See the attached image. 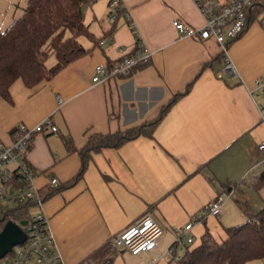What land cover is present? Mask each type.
<instances>
[{
  "label": "crops",
  "instance_id": "obj_1",
  "mask_svg": "<svg viewBox=\"0 0 264 264\" xmlns=\"http://www.w3.org/2000/svg\"><path fill=\"white\" fill-rule=\"evenodd\" d=\"M108 1L96 0L83 9L89 31L98 40L105 38L104 44L79 36L89 49L84 55L33 86L16 79L9 87L11 102L0 97V143L12 141L18 124L32 127L49 117L56 125L55 133L45 128L33 135L27 159L35 170V185L47 196L41 209L28 204L27 211L35 208L30 216L41 212L46 217L64 264L84 259L173 264L166 250L178 227L192 220L196 241L206 231L221 239L224 226L246 219L240 203L253 212L264 206V182L254 186L264 168V148L258 149L264 139V86L255 82L264 81V32L255 20L229 43L239 76L225 80L217 77L224 64L217 43L181 36L172 24L178 18L201 25L193 0H120L122 12L113 22L108 20ZM23 2L20 6L9 0L21 7L20 14ZM126 13L150 58L135 65L129 76L93 82L95 64L118 59L120 47L133 49ZM56 95L62 98L60 105ZM157 118L151 136L141 134L91 153L75 178L81 156L67 151L64 137L80 149L90 132H112ZM51 176L60 182L53 190L47 187ZM220 193L225 198L219 213L198 219ZM145 212L162 227L152 252L132 254L109 243ZM245 264H264V258Z\"/></svg>",
  "mask_w": 264,
  "mask_h": 264
},
{
  "label": "built area",
  "instance_id": "obj_2",
  "mask_svg": "<svg viewBox=\"0 0 264 264\" xmlns=\"http://www.w3.org/2000/svg\"><path fill=\"white\" fill-rule=\"evenodd\" d=\"M257 1L264 0H193L198 8L202 23L194 26L175 18L172 24L179 35L198 37L200 39L212 38L218 45L224 60L222 68L217 72V77L225 80L239 76V72L229 55V43L239 36L252 21H258L264 32V5L259 6ZM256 3V4H255ZM253 10L247 13L246 10ZM108 20L113 22L116 16L122 12L120 0H109L107 4ZM129 26L135 37V44L131 52L125 47L119 48L118 59L109 63H97L94 65L93 82H104L111 77H126L132 72L135 65L149 60L151 51L145 42L139 37L135 25L126 13ZM105 38L99 40L104 44ZM257 85L264 86V81L255 80ZM58 105L62 103L60 95H56ZM260 116L264 121V107L260 108ZM48 128L55 133L56 125L49 117L44 118L32 127L18 124L12 129L13 138L9 144L0 143V203L5 206L30 204L42 208L44 197L35 185V170L27 159L33 135ZM264 148V139L258 144V149ZM59 180L55 176L48 179V189L58 187ZM225 193L218 194L203 207V211L197 215L198 219L205 215H216L221 209ZM193 221L190 220L175 230V239L167 248L166 253L171 256V262L179 259L178 250L185 249L186 245L194 240L190 232ZM25 240L12 247V250L0 257V264H64L52 233L47 225L46 217L37 212L31 216V221L24 226ZM162 227L148 212L143 213L129 226L110 237L109 243L114 247H122L132 254L152 252L159 242ZM160 256V255H159ZM148 260L147 264H152ZM78 264H107V262H95L84 259Z\"/></svg>",
  "mask_w": 264,
  "mask_h": 264
},
{
  "label": "trees",
  "instance_id": "obj_3",
  "mask_svg": "<svg viewBox=\"0 0 264 264\" xmlns=\"http://www.w3.org/2000/svg\"><path fill=\"white\" fill-rule=\"evenodd\" d=\"M95 1L26 0L22 13L0 30V97L11 102L9 87L16 79H21L25 86H33L50 79L57 70L84 55L89 49L82 47L79 36L99 41L100 37L89 31L83 12L85 6ZM256 3L259 6L254 10L258 11L264 3ZM51 54L56 62L48 66ZM157 120L107 133L90 132L80 149H76L70 137H64L67 151H77L81 156L75 178L86 167L91 153L106 147H118L141 134L151 136ZM263 182L264 168L254 186L259 187ZM240 206L246 214L243 222L224 226L221 239L206 231L198 241L194 239L186 245L173 264H245L250 259L264 258V206L256 212L242 203ZM27 210V204L0 206V229L7 219H27L30 222Z\"/></svg>",
  "mask_w": 264,
  "mask_h": 264
},
{
  "label": "water",
  "instance_id": "obj_4",
  "mask_svg": "<svg viewBox=\"0 0 264 264\" xmlns=\"http://www.w3.org/2000/svg\"><path fill=\"white\" fill-rule=\"evenodd\" d=\"M27 219L15 221L7 219L0 229V257L12 250V247L22 243L26 238L24 226Z\"/></svg>",
  "mask_w": 264,
  "mask_h": 264
},
{
  "label": "rangeland",
  "instance_id": "obj_5",
  "mask_svg": "<svg viewBox=\"0 0 264 264\" xmlns=\"http://www.w3.org/2000/svg\"><path fill=\"white\" fill-rule=\"evenodd\" d=\"M16 1L20 2L19 3L20 6L24 5L23 0H16ZM20 8L16 7L15 4L9 3V0H0V30L4 29L7 26V24L10 22L13 16H18L20 14L19 13L21 10ZM55 61L56 60L54 55L51 54L47 60V63L55 62ZM30 210H31L30 213L35 212V208H31Z\"/></svg>",
  "mask_w": 264,
  "mask_h": 264
}]
</instances>
